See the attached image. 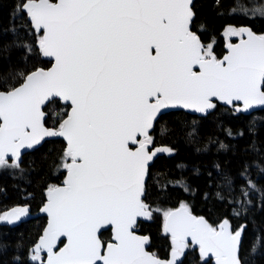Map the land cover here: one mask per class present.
Listing matches in <instances>:
<instances>
[{
	"label": "snow or ice",
	"instance_id": "obj_1",
	"mask_svg": "<svg viewBox=\"0 0 264 264\" xmlns=\"http://www.w3.org/2000/svg\"><path fill=\"white\" fill-rule=\"evenodd\" d=\"M16 10L29 17L40 51L54 65L0 91V168L23 171L22 149L63 137L67 177L62 187H48L41 209L47 228L13 264H183L195 246L216 264H244V229L233 231L227 219L213 227L187 204L163 213L168 260L146 251L148 237L134 230L140 218H153L145 200L150 163L158 153L174 154L172 147L150 148L162 110L181 107L207 118L216 101L238 113L264 106V35L230 28L226 35L240 36V43H229L218 59L213 44L191 30L192 0H21ZM257 11L264 18V8ZM60 101L71 111L58 128L45 127L43 106ZM222 175L231 187V177ZM240 203L246 208L252 201ZM27 214L26 207L16 208L0 221L15 223ZM106 229L110 242L103 239ZM258 247L264 249V233L254 237L252 251Z\"/></svg>",
	"mask_w": 264,
	"mask_h": 264
},
{
	"label": "trees",
	"instance_id": "obj_2",
	"mask_svg": "<svg viewBox=\"0 0 264 264\" xmlns=\"http://www.w3.org/2000/svg\"><path fill=\"white\" fill-rule=\"evenodd\" d=\"M20 3L21 0H0V48L7 49L0 54V91L18 87L23 74L51 66L42 58L39 34L27 15L16 10ZM262 4L264 0H196L192 30L203 43L213 44L219 59L226 53L228 29L249 26L264 35V18L253 12ZM217 105L207 118L173 112L164 115L154 127L152 147H172L174 154L158 158L149 170L145 200L153 209V218L141 222L136 231L149 238V251L168 260L171 241L164 232L163 213L187 204L194 215L204 217L213 227L218 228L225 219L233 231L244 227L240 250L244 264H264V249L252 251L254 237L264 233V111L246 116L232 107ZM68 110L61 102L49 104L44 109L45 125L58 128ZM162 129L167 133L162 135ZM186 132L194 134H182ZM65 149L63 140L47 141L22 158L23 171L0 168V215L12 208L27 207L34 213L40 210L48 187L59 186L65 180ZM222 174L231 177V187ZM248 179L255 189L248 185ZM242 191H247L248 196H242ZM245 199L252 201L246 208L240 203ZM46 223V217L16 226L0 221V241L8 243L7 248H0V264H13L16 255L29 251ZM111 238L110 231L103 233L106 242ZM183 264H213V260L202 258L197 247H190Z\"/></svg>",
	"mask_w": 264,
	"mask_h": 264
},
{
	"label": "water",
	"instance_id": "obj_3",
	"mask_svg": "<svg viewBox=\"0 0 264 264\" xmlns=\"http://www.w3.org/2000/svg\"><path fill=\"white\" fill-rule=\"evenodd\" d=\"M195 1L196 0H192V4L194 5V3H195ZM28 17V16H27ZM28 19H29V17H28ZM193 20H194V17H193ZM30 21V20H29ZM192 24H193V21H192V23H191V30H192ZM241 28H249V29H251L249 26H243V27H241ZM193 31V30H192ZM251 31H253L252 29H251ZM194 32V31H193ZM256 35H260V34H258V33H256L255 31H253ZM245 38H246V36H245ZM241 39V38H240ZM240 39H238L237 41H235V42H229V43H231V44H238V43H240ZM229 43H227V45H226V53L221 57V58H219V59H222L225 55H227L228 54V52H229V48H228V44ZM41 54H42V52H41ZM42 58L44 59V60H46V61H49V62H51V66L49 67V68H39V69H43V70H45V71H48V70H50L52 67H53V65H54V59L53 58H51V57H46V56H44L43 54H42ZM37 70V69H36ZM35 71V70H34ZM61 103H62V105H64V106H68L69 107V110H68V113L71 111V108H70V105H68V104H65L63 101H60ZM217 103H219V104H222V105H224L223 103H221V102H219V101H216ZM235 104H237V105H239V106H241V107H243V104H242V102H235ZM49 104H46L45 106H43V110L45 109V107H47ZM224 106H227V107H231V106H228V105H224ZM258 111H264V106H254L252 109H249L247 112H243L242 114H244V115H246V116H249V115H251V114H253V113H256V112H258ZM173 112H185V113H188L189 115H193V116H196V117H202L201 116V114L200 113H197V112H195V111H193V110H189V109H184V108H181V107H173V108H168V109H163L162 110V114H163V116L164 115H167V114H169V113H173ZM67 113V114H68ZM66 118V117H65ZM45 119H46V115H45ZM158 120H159V117H158ZM45 127H47L46 125H45ZM49 128V127H48ZM154 129V128H153ZM153 129L150 131V135H151V133H152V131H153ZM51 140H63L64 142H65V144H66V147H67V141L63 138V137H45L44 138V140H42L41 141V143H40V145H37V146H35L34 148H32V149H22V156H21V158H23L24 156H26L27 154H29V153H31L32 151H34L35 149H38V148H40L45 142H47V141H51ZM158 147H164V146H157L156 148H158ZM150 148H152V145L150 146ZM165 155H169V154H166V153H158L157 154V156L156 157H154V159H153V161L150 163V166H149V170H150V168L154 165V163H155V161L158 159V158H160V157H162V156H165ZM66 177H67V172H66V176H65V179H66ZM147 182H148V178H146V181H145V189H146V185H147ZM60 187H62L63 186V183L62 184H60L59 185ZM46 201H47V198H46ZM46 203V202H45ZM44 203V204H45ZM44 206V205H43ZM43 206L40 208V210L38 211V212H31V210L29 209V208H27L28 209V214L26 215V216H23V217H21V219L19 220V221H17V222H15V223H8V222H6V221H2L4 224H6V225H9V226H16V225H19V224H22V223H26V222H29V221H31V220H35V219H37V218H40V217H46L47 218V223H46V226L44 227V230L47 228V225H48V216H47V214L46 213H44L41 209L43 208ZM22 208H24V207H22ZM179 208V207H178ZM178 208H176V209H178ZM13 209H16V208H12V209H10V210H8L5 214H7V213H10ZM176 209H174V210H176ZM192 213V212H191ZM192 215H194L193 213H192ZM194 216H196V215H194ZM197 217H201V216H197ZM204 218V217H203ZM205 219V218H204ZM148 219H144V218H140L139 220H138V225L141 223V222H145V221H147ZM206 220V219H205ZM207 221V220H206ZM208 222V221H207ZM165 223V222H164ZM209 223V222H208ZM230 223V222H229ZM232 228V227H231ZM137 229V228H136ZM136 229L134 230L135 232H136V234L137 235H139V236H143V235H141L140 233H138L137 231H136ZM243 229H244V227H243ZM44 230H43V232H44ZM106 231H110L111 232V234L113 235V233H112V231L110 230V229H106V230H104V232H106ZM43 232H42V235H43ZM103 232V233H104ZM41 235V236H42ZM62 240H65V238H61ZM149 239V238H148ZM242 239H243V233H242V237H241V243H242ZM111 241H112V238H111ZM38 242V241H37ZM65 242H66V240H65ZM58 247H63V244H58ZM149 247H150V240H149V243L145 246V249H146V251H148L150 254H152V255H154L151 251H149ZM195 247H197L198 248V246H195ZM199 250V249H198ZM200 253V252H199ZM201 255V254H200ZM155 256V255H154ZM155 257H157V256H155ZM202 258H204V259H212L213 260V264H216V261H215V257H213V256H209V257H203V256H201ZM158 258V257H157ZM160 259V258H159ZM170 259V258H169ZM160 260H162V259H160Z\"/></svg>",
	"mask_w": 264,
	"mask_h": 264
},
{
	"label": "rangeland",
	"instance_id": "obj_4",
	"mask_svg": "<svg viewBox=\"0 0 264 264\" xmlns=\"http://www.w3.org/2000/svg\"><path fill=\"white\" fill-rule=\"evenodd\" d=\"M262 8H264V4H262V5L259 6V7H256V8L253 10V12H255L257 15H259V16L261 17L260 12L257 11V9H262ZM228 30H229V29H228ZM228 30L226 31V33L228 32ZM226 33H225V37L227 38V41H228V42H231V39H240V38H241L240 36H236V35H230V34H227V35H226Z\"/></svg>",
	"mask_w": 264,
	"mask_h": 264
}]
</instances>
